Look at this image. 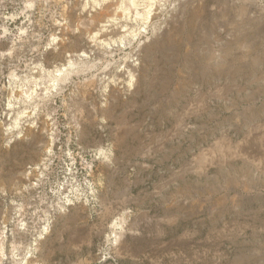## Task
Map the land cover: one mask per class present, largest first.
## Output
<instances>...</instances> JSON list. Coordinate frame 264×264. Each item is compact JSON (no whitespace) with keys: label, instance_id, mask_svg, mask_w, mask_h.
<instances>
[{"label":"rangeland","instance_id":"rangeland-1","mask_svg":"<svg viewBox=\"0 0 264 264\" xmlns=\"http://www.w3.org/2000/svg\"><path fill=\"white\" fill-rule=\"evenodd\" d=\"M0 55V264H264V0H0Z\"/></svg>","mask_w":264,"mask_h":264},{"label":"bare ground","instance_id":"bare-ground-1","mask_svg":"<svg viewBox=\"0 0 264 264\" xmlns=\"http://www.w3.org/2000/svg\"><path fill=\"white\" fill-rule=\"evenodd\" d=\"M105 0H92V2H93V4L94 5H99L100 4V2H104ZM128 1V3H129V5L132 7V8H134V10H135V17L136 18H138L139 20H140V22L142 23V25H144V24H146L149 20H151V18H152V8H153V6H154V4L155 3H157V2H159L160 0H142V4H145L146 3V6H145V8L143 9V11L142 12H139L138 11V7L139 6H141L142 4H137L136 3V0H127ZM31 4L32 3H29V2H27V7L29 8V7H31ZM119 9L120 10H122L123 12H127V10H125L124 9V7H123V4H121L120 5V7H119ZM21 34H24V31L21 33ZM53 41V40H52ZM119 44H120V46L121 47H125L127 44H129L128 42H126V36H124V37H122L121 39H120V42H119ZM107 48L109 49L110 48V45H107ZM1 56V55H0ZM4 56V55H3ZM89 57H88V55L86 54V53H81V54H79V55H77V59H78V61H80V63H77V61H75L74 59H70L69 61H68V63H67V65L66 66H64V67H62V68H59V69H56L55 71H53V72H51V73H47L46 74V72H43L44 73V76H45V78H48V82H50V85H51V87L52 88H55V87H57L58 85H59V83H61V82H65V81H67L68 79H69V77L71 76V74H72V72H73V70H75V68L77 67V65H82L83 64V62L82 61H85V60H87ZM131 76V75H130ZM11 77H16L13 73L11 74ZM131 81H132V76H131V78H130V81H129V86H130V84H131ZM28 81H25V83H27ZM33 85H35V86H37V82L36 81H33ZM40 86V85H39ZM21 89H22V87H20ZM41 89V88H40ZM35 92H36V89L35 90H33L32 88L31 89H29V90H27V89H25V90H21V94L23 95V99L25 100V103L27 102V103H32V99H33V97H35L36 96V94H35ZM46 93H48V91H46ZM11 97H13V95L11 94ZM7 107H8V109H10V108H12L13 106L11 105V102L8 100V102H7ZM18 118H16L15 119V121H14V124H13V130H16V128H17V125H18ZM104 153H103V151L102 150H100L99 151V155L100 156H102ZM64 184V183H63ZM71 184V183H70ZM69 184V185H70ZM68 185V184H67ZM65 186V185H64ZM67 188V187H66ZM65 187H61V189H59V191H58V193H62L63 194V190H65L66 189ZM76 189V188H75ZM76 191V190H75ZM74 191V192H75ZM66 203H70V200H67V201H65ZM47 221V218L45 217L44 218V222H46ZM43 222V223H44ZM112 228H113V232H114V238H116V230H117V227H118V224H117V222L115 221L113 224H112V226H111ZM18 229L19 230H25V224H18ZM47 233V225H44L41 229H40V231H39V236L37 237V238H35L34 240H33V243H32V246H35V244L37 243V241L38 240H40L41 238H42V236L43 235H45ZM3 235V233L1 234V236ZM5 238V236H2L1 237V239H4ZM3 243H4V240H2L1 241V243H0V259H3L4 257H5V255H4V251H3ZM15 250H16V247L15 246H13L12 247V257H16V253H15ZM31 252V250H29L28 251V253L27 254H29ZM28 257L29 256H27V257H23V258H26V259H24V263L23 264H25L26 263V261H27V259H28ZM23 260V259H22ZM16 261V260H15Z\"/></svg>","mask_w":264,"mask_h":264}]
</instances>
